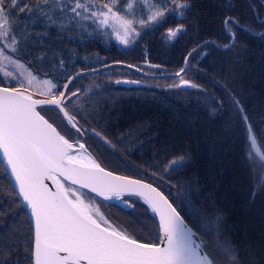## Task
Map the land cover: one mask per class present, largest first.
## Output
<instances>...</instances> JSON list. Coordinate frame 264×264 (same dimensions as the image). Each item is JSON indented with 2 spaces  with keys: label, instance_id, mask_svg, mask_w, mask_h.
<instances>
[{
  "label": "trees",
  "instance_id": "1",
  "mask_svg": "<svg viewBox=\"0 0 264 264\" xmlns=\"http://www.w3.org/2000/svg\"><path fill=\"white\" fill-rule=\"evenodd\" d=\"M25 2L36 5L37 0ZM126 2L123 0L121 6ZM188 2L192 6L184 13L186 19L170 16L154 30L140 29L146 34L127 46L119 45L113 29L94 31L95 25L90 21H82L83 28L75 22L61 27L60 22L51 25L44 18L37 22L35 17L24 19L23 14L17 13L21 18L15 20L13 27L27 44L21 45L24 54L16 57L37 79L45 77L59 90L76 72L112 61L139 66L147 57L145 66L156 72H146L164 76L151 77L154 79L175 78L173 73L187 67L189 70L181 75L198 80L209 99L193 103L148 83L124 86L113 81L82 101L80 113L84 117L77 113L78 120L106 138L113 151L105 150L104 157L108 161L111 156L112 165L135 168L139 178L153 183L168 196L186 222L191 218V208L205 215L219 213L220 236L236 247L244 264L250 260L264 264V167L259 160L264 161L249 146L246 127L229 102V96H235L243 105L264 155V23L257 20H264V0H232V10L223 7L226 0ZM229 16L239 18L241 27L233 29L235 43L225 49L223 45L230 40L222 21ZM181 23L186 31L171 41L158 40L157 34L162 30ZM207 41L214 44L201 49L204 52L197 61V70L190 67L195 56L186 65L185 57ZM102 57L107 62H101ZM102 71L79 76L76 81L98 76ZM3 86L9 85L6 82ZM220 101L223 108L211 114ZM249 154L251 158L255 156L254 163ZM177 157L183 166L169 169L170 160ZM131 198L135 208L124 209L125 215L136 223H141L143 216L141 226L154 231L151 237L139 240L156 242L152 238L157 235L156 225L149 210L145 211L147 207L137 198ZM102 204L117 208L116 203ZM32 237L27 214L0 163V243L9 264L18 258L21 264H29L24 258L30 255L27 249ZM12 244L17 247L9 254L7 246Z\"/></svg>",
  "mask_w": 264,
  "mask_h": 264
},
{
  "label": "snow or ice",
  "instance_id": "2",
  "mask_svg": "<svg viewBox=\"0 0 264 264\" xmlns=\"http://www.w3.org/2000/svg\"><path fill=\"white\" fill-rule=\"evenodd\" d=\"M122 2L37 0L36 5H32L25 0H0V62L22 64L15 57L24 54L21 45L26 46L27 41L13 27L15 20L21 18L17 13L23 14L24 19L35 17L37 22L44 18L51 25L60 22L61 27L75 22L76 26L83 28L82 21H90L95 25L94 31L113 29L117 40L127 46L132 40L146 34L140 29L154 30L170 16L186 19L184 13L192 6L188 0H127L121 6ZM223 7L232 10V0H226ZM257 20L264 23L259 17ZM222 25L230 40L223 47L228 49L235 43L233 29L241 25L239 18L231 16L226 17ZM184 31L185 25L181 23L169 28L166 37L172 40ZM208 44L214 42L198 45L185 57V64L194 53ZM188 70L183 67L176 75L180 76ZM0 72L3 73L0 85L6 82L9 85L0 86V153L14 177L18 188L17 199L22 198V206L30 209L34 222L32 244L27 249L30 255L24 258L29 264H244L236 247L220 238L222 216L219 213L205 215L201 210L191 208V218L186 222L158 187L139 179L116 175L105 170L90 156L74 154L76 151L85 152V144L69 142L40 114L37 106L58 109L67 123L77 133L83 134L76 117L70 114L65 103H72V97L81 91L77 89L69 95L70 85L77 77L67 78L64 91H59V86L51 80H45L44 83L48 85L46 95L51 98L37 100L26 94L23 82H18L11 70L0 68ZM13 82H18L19 86L12 87ZM181 83L189 84L185 80H181ZM28 84L31 86V80ZM190 86L197 87L195 84ZM56 91L59 95L55 94ZM229 102L246 127L249 146L255 149L258 142L243 105L235 96H229ZM222 108L223 101H220L217 107L211 109V114H216ZM95 135L108 145L99 132ZM260 159L264 160V155ZM182 166V160L173 161L169 169ZM60 178L70 181V186L66 187ZM46 181L54 184L55 191ZM77 185L78 188L73 187ZM82 189H88L105 201L116 199L125 208H135L131 197L142 200L147 205L145 211L150 209L153 214L151 218L154 222L158 217V233L152 238L160 242H140L126 231L114 227L99 214V209L94 211L90 204L85 203ZM181 205L184 206L183 201ZM3 247L0 243V264H9ZM7 247L11 254L17 245ZM14 264H21L19 258ZM249 264H259V261L250 260Z\"/></svg>",
  "mask_w": 264,
  "mask_h": 264
},
{
  "label": "rangeland",
  "instance_id": "3",
  "mask_svg": "<svg viewBox=\"0 0 264 264\" xmlns=\"http://www.w3.org/2000/svg\"><path fill=\"white\" fill-rule=\"evenodd\" d=\"M262 27H264V25ZM173 28H175V27H173ZM168 29H169V27H168ZM167 30H165V31L162 30L161 33L157 34L158 40H160V39L166 40ZM120 35L122 36L123 33L121 32ZM115 39L117 40L116 34H115ZM136 39H140V38H136ZM136 39L132 40L131 42L135 43ZM117 42L119 43V45H121L119 40H117ZM217 42H219V41H217ZM203 52H204V50H200L199 52H197L193 55V56H195L196 61L190 67L193 66L194 70H197V61H199L201 59ZM15 59L17 61H20L17 57H15ZM100 61L104 63V61H105L104 57L100 58ZM105 62H107V61H105ZM22 64H11L10 65L8 63V61H2V62H0V68H3L5 71L11 70L13 72V75H15L17 77V81L23 82L28 93H31L34 96H36V95L37 96H48V95H46V93L48 91V85H46L44 83V81L48 80V79L45 77H42L41 79H37L34 76L35 73L32 72L30 69H27ZM115 68H116V66L100 72L101 74L98 76L97 75L87 76L83 80H77V81L75 80L73 83H71L69 95L71 92H75L77 89L81 90L77 94V96L72 98V103H70V106H69V104H67L68 105L67 108L71 114H73L77 119H80L78 114L83 116L80 113V111L83 110L82 105H80L82 103V101L86 97L90 96L93 92L97 91L99 88L107 86L108 84H112L113 81L115 79H118V78H138V79H141L144 83L150 84L151 86L161 87L163 89L170 90L177 97L181 96L182 98L191 99L193 101V103L200 101V100H203V99H209L210 98L207 90L201 87V85L199 84V81L198 80H196V82L193 81L192 77H190L188 75H180V76L174 75V77L176 76L175 78H164V79L163 78H156V79H154L151 77H146V78L141 77L138 75V73L136 71H135L136 72L135 73L134 70L130 71L128 69L123 70L120 68H117V69H115ZM139 68L144 70V71L148 70V71L156 72L155 71L156 69L149 68L148 66H145V65H139ZM160 72H162V70H160ZM160 72H158V73H160ZM0 75L2 76L3 73L0 72ZM160 77H164V76L160 75ZM194 77L197 78L196 75H194ZM29 80H31V86H29V84H28ZM181 80L188 81L189 84L184 85L181 83ZM18 82H15V83H18ZM192 84L197 85V87H191L190 85H192ZM17 86H19V85H17ZM17 86H14V87H17ZM58 93H59L58 91L55 92L56 95H58ZM48 97H50V96H48ZM227 104L228 103L226 102L225 105L227 106ZM39 111L41 112V114L44 117H46L50 122H52V124L59 131L61 130L65 133L67 131V129L70 128L69 125L67 124V122L62 120L61 116L59 115V113L55 109L53 110L52 108H41V109H39ZM78 126L84 135L92 136V137L96 138L99 142L102 143V141L100 139H98L95 135H93L92 133L89 132L90 130H93V129H90L88 124L84 125L83 123H81L78 120ZM93 131L97 132L96 130H93ZM74 136L75 135L72 134V135H70V138L82 141L81 139L75 138ZM99 142L94 143L95 147L93 146V148L96 151V153H95L97 156L96 158L100 161V163L105 168H108V169L115 171L117 173L129 175L132 177H138V178L141 177L140 173L135 168L131 167L128 169L127 167H124V166L112 165L113 162H111V159H112L111 156L109 157V159L107 161V159L104 157L105 150L108 151L107 148L104 147L106 145L104 143L100 144ZM225 142H228V141H225ZM224 145H225V143H224ZM180 160H181V158H179V157L173 158L170 160V163L168 164V166L173 161H180ZM255 160H256V158H255V156H253V158H251L252 163H254ZM259 162L264 167V163L261 162L260 160H259ZM100 206H101V209L99 210L100 214L105 219L108 218L113 223L114 226H116L119 229L126 231L127 233L132 235L134 238H136L138 241L140 238L151 237V234L154 232V231H151L148 227L144 226V228H143L141 226V223L144 225L143 216H141V219H140L141 223L139 221H138V223H136V222L131 221L129 219V217L125 215V210H132L133 208H126L125 209V208H123L124 207L123 204H117V208H115V210H113L111 207L106 206L104 204H100ZM93 208H95V207L93 206ZM141 211L144 212L143 210H141ZM220 238L222 240L228 241L227 238H222L221 236H220ZM205 239H207V238L205 237Z\"/></svg>",
  "mask_w": 264,
  "mask_h": 264
},
{
  "label": "water",
  "instance_id": "4",
  "mask_svg": "<svg viewBox=\"0 0 264 264\" xmlns=\"http://www.w3.org/2000/svg\"><path fill=\"white\" fill-rule=\"evenodd\" d=\"M109 66H124V67H130L128 64H126V63H123V62H112V63H106V64H104V65H101V66H99V67H96V68H92V69H86V70H81V71H78V72H76L75 74H73L71 77H78V76H80V75H83V74H87V73H92V72H95V71H99V70H102V69H104V68H106V67H109ZM77 74H79V75H77ZM176 75V74H175ZM120 83H122V84H126V85H128V84H130V85H133V84H137L138 83V81H134V80H120L119 81ZM66 83H68V80L66 81ZM65 83V84H66ZM1 86V85H0ZM61 91H64V88H62V90ZM26 94H30L31 96H32V98L33 99H37V100H43V99H49L48 97H41V96H34L33 94H31V93H26ZM67 102V101H66ZM41 107H49V108H53L52 106H37V110L39 111V108H41ZM57 111H58V109H57ZM40 112V111H39ZM59 112V111H58ZM40 114H41V112H40ZM59 114L61 115V117L63 118V120L64 121H67V119L63 116V113H60L59 112ZM42 115V114H41ZM43 116V115H42ZM44 117V116H43ZM46 120H48L46 117H44ZM49 121V120H48ZM49 123H52V122H50L49 121ZM53 127H55L54 125H53ZM56 128V127H55ZM57 129V128H56ZM57 131L58 132H60L58 129H57ZM90 133H92L93 135H95V132H93V131H89ZM60 134L61 135H63L61 132H60ZM96 136V135H95ZM97 137V136H96ZM66 138V137H65ZM98 139H100L99 137H97ZM67 139V138H66ZM101 140V139H100ZM69 142H72V143H75L76 141H71V140H69ZM80 143H82V142H80ZM103 143V142H102ZM109 145V144H108ZM86 147V146H85ZM77 148H78V145H77ZM253 149V148H252ZM253 151L260 157L261 155H262V153H261V151H260V149H259V147H256L255 149H253ZM86 154H88V155H90L93 159H95V157L93 156V154L86 148ZM96 160V159H95ZM0 162H1V165L3 166V168H4V170H5V172H6V174H7V176H8V178H9V181H10V183H11V186H12V188H13V190H14V192L16 193V195H17V193H18V188H16V186H15V180H14V177H12L11 176V174H10V169L7 167V164H6V161H4L3 160V158H2V153H0ZM96 162L97 163H99L97 160H96ZM100 164V163H99ZM101 165V164H100ZM102 166V165H101ZM103 168H105L104 166H102ZM105 170H107V171H111V172H113L114 174H116V175H121V176H127V177H129V178H131V179H139V180H142V179H140V178H136V177H132V176H129V175H125V174H121V173H117V172H115V171H112V170H110V169H108V168H105ZM61 179V182L63 181V178H60ZM143 182H145V183H150V182H148V181H145V180H142ZM65 182H67V183H69L70 184V181H65ZM46 183H48L49 184V186L51 187V190L52 191H55V186H54V184L51 182V181H46ZM152 184V183H151ZM153 185V184H152ZM154 187H156L155 185H153ZM76 187H79L78 185L76 186ZM159 189V188H158ZM82 190H84V191H86V192H88V193H90V194H92L93 196H95V197H97L98 199H100V200H102V201H105L104 200V198L103 197H98V196H96V194L95 193H91L88 189H82ZM160 190V189H159ZM19 201H20V203H21V205H23V200H22V198H19ZM141 202H142V200H140ZM169 201H170V199H169ZM105 202H110V203H116V204H121L119 201H117L116 199H111V200H107V201H105ZM171 202V201H170ZM143 203V202H142ZM146 207H147V205H146ZM24 208V210H25V213L27 214V217H28V219H29V221H30V224H31V227H32V233H34V222L32 221V219H31V216H30V209H28L27 207H23ZM123 208H125V207H123ZM126 209V208H125ZM149 211H150V209H149ZM151 213V212H150ZM151 215H153L152 213H151ZM155 223H156V226H158V217H156L155 218ZM157 232H158V227H157ZM140 242H142V241H140ZM160 241L158 240V242L157 243H159ZM144 243H146V242H144Z\"/></svg>",
  "mask_w": 264,
  "mask_h": 264
},
{
  "label": "flooded vegetation",
  "instance_id": "5",
  "mask_svg": "<svg viewBox=\"0 0 264 264\" xmlns=\"http://www.w3.org/2000/svg\"><path fill=\"white\" fill-rule=\"evenodd\" d=\"M72 134L75 135L74 136L75 138L81 139L94 152V154L96 153L95 149L93 148V146L95 147L94 143L99 142L98 140H96V138H93L92 136H88V135H84V134H78L76 131H72V130L68 129V135L70 136ZM100 144H102V143L100 142ZM104 147H106V146H104ZM106 148L109 150V152L113 151V149L111 150V148H108V147H106Z\"/></svg>",
  "mask_w": 264,
  "mask_h": 264
},
{
  "label": "bare ground",
  "instance_id": "6",
  "mask_svg": "<svg viewBox=\"0 0 264 264\" xmlns=\"http://www.w3.org/2000/svg\"><path fill=\"white\" fill-rule=\"evenodd\" d=\"M88 74H90V73H87V74H83V75H88ZM80 76H82V75H80ZM79 77V76H78ZM77 79V78H76ZM75 79V80H76ZM63 88V87H62ZM62 90V89H61ZM73 98V97H72ZM77 154H75V155H77V156H85V157H89L90 155H88V154H86V153H81V152H76ZM91 157V156H90ZM92 158V157H91Z\"/></svg>",
  "mask_w": 264,
  "mask_h": 264
}]
</instances>
